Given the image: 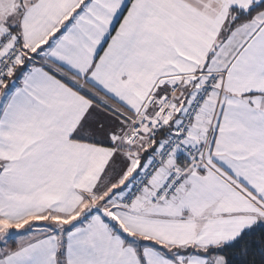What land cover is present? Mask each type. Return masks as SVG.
<instances>
[{"label": "snow or ice", "instance_id": "snow-or-ice-1", "mask_svg": "<svg viewBox=\"0 0 264 264\" xmlns=\"http://www.w3.org/2000/svg\"><path fill=\"white\" fill-rule=\"evenodd\" d=\"M0 264H264V0H0Z\"/></svg>", "mask_w": 264, "mask_h": 264}]
</instances>
